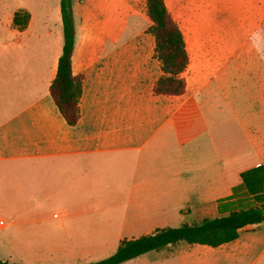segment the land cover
Wrapping results in <instances>:
<instances>
[{
    "label": "crops",
    "instance_id": "1",
    "mask_svg": "<svg viewBox=\"0 0 264 264\" xmlns=\"http://www.w3.org/2000/svg\"><path fill=\"white\" fill-rule=\"evenodd\" d=\"M169 1L189 56L185 91H153L163 70L148 16L137 12L140 26L112 47H79L75 19L72 71L83 90L74 126L50 93L63 49L60 0L40 17L25 7L0 13L1 222L67 227L104 212L177 221L160 228L193 223L188 206L205 213L200 222L256 203L242 173L264 168V0H235L230 19L209 0ZM19 9L31 15L22 30L13 25ZM183 242L146 254H157L153 264H264V221L217 247Z\"/></svg>",
    "mask_w": 264,
    "mask_h": 264
},
{
    "label": "rangeland",
    "instance_id": "2",
    "mask_svg": "<svg viewBox=\"0 0 264 264\" xmlns=\"http://www.w3.org/2000/svg\"><path fill=\"white\" fill-rule=\"evenodd\" d=\"M170 2L169 0H167ZM178 1V0H174ZM56 0H0V13H9L18 7L31 8L40 17L46 6ZM214 2V12H225L229 19L235 0H209ZM79 47L109 46L128 41L141 21L136 13L147 15L146 0H73ZM47 11V10H46ZM220 38L229 45L236 43L228 24L217 23ZM234 45V44H233ZM229 50L224 54L230 55ZM210 120L214 121V117ZM186 207L189 220L196 222L205 213L193 212ZM208 216L212 211L206 212ZM125 213H96L95 218L67 221V227L55 226L61 222L54 219L46 227H8L0 223V258L19 264H76L109 256L123 238L139 236L158 226L177 221L162 219L155 214L144 213L135 218H125ZM199 222V221H197ZM185 243V242H183ZM166 251L171 252L173 248ZM157 254L150 253L124 264H153Z\"/></svg>",
    "mask_w": 264,
    "mask_h": 264
},
{
    "label": "trees",
    "instance_id": "3",
    "mask_svg": "<svg viewBox=\"0 0 264 264\" xmlns=\"http://www.w3.org/2000/svg\"><path fill=\"white\" fill-rule=\"evenodd\" d=\"M60 7L63 49L56 75L50 85V93L67 123L74 126L80 117L79 99L83 90V76L75 75L72 71L76 38L73 0H60ZM146 11L152 21L149 30L154 35L155 52L163 70L153 91L165 94L183 93L186 81L180 75L188 66L189 56L182 31L170 14L165 0H146ZM30 18L29 11L19 9L14 14L13 25L22 30L27 27ZM242 179L246 189L254 196V205L232 210L226 215L206 217L200 222L160 227L150 233L124 238L109 256L76 264H122L181 241L217 247L235 240L244 227L264 221V168L249 169L242 173ZM0 264L19 263L0 258Z\"/></svg>",
    "mask_w": 264,
    "mask_h": 264
},
{
    "label": "built area",
    "instance_id": "4",
    "mask_svg": "<svg viewBox=\"0 0 264 264\" xmlns=\"http://www.w3.org/2000/svg\"><path fill=\"white\" fill-rule=\"evenodd\" d=\"M0 223H1V221H0Z\"/></svg>",
    "mask_w": 264,
    "mask_h": 264
}]
</instances>
